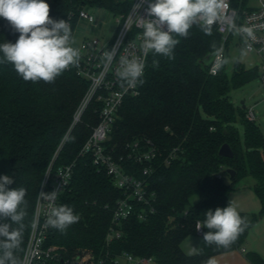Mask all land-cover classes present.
I'll return each mask as SVG.
<instances>
[{"label":"trees","instance_id":"1","mask_svg":"<svg viewBox=\"0 0 264 264\" xmlns=\"http://www.w3.org/2000/svg\"><path fill=\"white\" fill-rule=\"evenodd\" d=\"M242 1V7L246 0ZM50 17L70 23L72 34L79 21V10L87 5L118 10L116 0H46ZM234 7L238 0H232ZM19 33L0 18V44L15 42ZM174 60L150 52L140 93L128 96L113 124L106 148L119 158L128 144L151 140L163 152L149 175L155 193V212L145 220L133 216L122 224V238L108 245L106 238L113 210L122 191L95 163L92 154L82 149L99 122L101 103L93 98L78 122L76 113L87 94L89 81L70 67L54 83L25 82L12 64L0 62V175H11L9 187L27 190L26 212L22 221V243L14 250L20 264L35 214L41 185L49 168L52 173L74 165L71 184L60 195L59 204L74 209L80 219L65 233L47 229V244L64 246L68 254L86 249L98 264H118L115 258L127 251L154 257L155 264H211L213 256L242 249L249 232L264 217V131L247 118V108L232 100L231 92L260 76L258 66L247 68L235 63L232 74L213 75L209 63L223 42L216 26L210 35L193 26L189 35L176 37ZM3 54L0 53V60ZM158 61V66L153 62ZM240 126L243 127L241 133ZM229 144L233 157L221 156L220 148ZM174 149L170 163L165 157ZM124 165L130 172L142 173L144 164L132 160ZM228 169H233L231 176ZM252 177L253 191L260 200L257 213L237 209L230 194L235 185ZM197 196V201L193 198ZM234 206L246 221L244 231L229 247L205 243L196 222L205 212L217 207ZM10 230L20 225L0 218ZM201 236L200 250L186 253L182 247L190 235ZM0 239H3L0 237ZM0 250V255H2ZM251 264H264L257 251H247Z\"/></svg>","mask_w":264,"mask_h":264},{"label":"clouds","instance_id":"2","mask_svg":"<svg viewBox=\"0 0 264 264\" xmlns=\"http://www.w3.org/2000/svg\"><path fill=\"white\" fill-rule=\"evenodd\" d=\"M146 17L139 14L130 17L131 22L143 29L140 50L146 58L151 52L169 60H174V49L179 44L176 37L186 38L193 26H199L210 35L214 26L229 19L228 0H141L135 10L143 7ZM0 18L6 20L15 32L16 41L0 44L3 54L0 62L13 65L15 72L25 82L54 83L57 77L70 67L78 66L80 50L72 44V28L69 22L50 17V5L46 0H0ZM248 36L253 35L251 27L241 29ZM105 64L113 60V52L103 53ZM158 66V61L153 62ZM227 61L214 65L216 70ZM145 63L140 57L121 56L116 74L125 90L143 84ZM15 183L11 175H0V218L10 219L20 225L10 230V224H0V264H19L14 250L22 243V221L26 215L27 190L24 187H9ZM57 191L39 194L47 202L45 227L65 233L76 224L80 217L67 204H56ZM205 220L196 222V230L207 228L205 243L229 247L241 234L246 225L245 219L229 202L228 206L217 207L205 212ZM196 248L193 247V251Z\"/></svg>","mask_w":264,"mask_h":264},{"label":"built area","instance_id":"3","mask_svg":"<svg viewBox=\"0 0 264 264\" xmlns=\"http://www.w3.org/2000/svg\"><path fill=\"white\" fill-rule=\"evenodd\" d=\"M116 1L121 4L119 9L115 11L110 9L116 15L115 34L106 41H102L99 37H87L82 41L83 52L77 69L80 75L88 79L89 89L75 116V122H78L93 98L101 103L99 122L94 127L81 153L92 154L94 163L104 170L111 177L114 185L122 191V196L117 200L113 210L106 238L108 245L122 238L124 221L133 216L145 220L155 212V193L150 190L148 177L155 168L154 162L163 156L160 147L149 139L136 140L133 144H128L126 153L120 155L119 158L115 157L114 153L108 150L104 144L113 124L119 117L120 108L126 97L136 96L140 93V84L127 90L121 87L122 82L116 74L121 56L140 57L145 63V75L150 55L149 53L145 58L140 50V37L143 29L135 26L130 20V17L136 14L146 17L144 9L147 8V2L141 9L135 10V5L141 0ZM257 2V6L254 8L238 10L233 6L232 0H228L230 16L226 22L216 26L222 34L223 42L214 53L209 72L217 75L222 71L223 67L216 70L214 65L217 62L225 61L229 38L234 31H237L244 49L258 55L261 60L260 79L264 88V0H257ZM79 19L96 23V16L86 8L79 10ZM243 27H251L253 35L248 36L241 31ZM105 51L113 52V60L110 64H105L103 58ZM246 115L251 121L257 119L254 107L248 108ZM176 151L177 149L172 150L165 157L166 163L171 162L176 156ZM130 160L144 164L140 175L128 171L124 162ZM73 171V164L62 166L54 173L49 168L39 194L57 191L56 204H58L61 193L71 184ZM39 194L31 231L20 264H98L103 262L99 261L90 250L82 249L68 254L64 246L47 244L48 227H45L47 202L42 201ZM198 233L202 234L203 229H199ZM115 262L118 264H155V258L138 256L124 251L116 256Z\"/></svg>","mask_w":264,"mask_h":264},{"label":"rangeland","instance_id":"4","mask_svg":"<svg viewBox=\"0 0 264 264\" xmlns=\"http://www.w3.org/2000/svg\"><path fill=\"white\" fill-rule=\"evenodd\" d=\"M238 1L239 4L236 6L238 10H241L242 8H254L258 3L257 0H246V5L242 7V1ZM86 9L96 16V23H91L85 19H79L72 34V39L74 40L72 46L79 49L80 53L83 52L81 44L85 38L99 37L102 41H106L115 34L117 29L116 15L109 8L87 5ZM225 61H227V63H225V72L228 75L232 74L237 61H240L247 68L255 66L259 67L261 62L258 55L244 49L237 31H234L229 38ZM231 96L235 103L241 104L242 101H244L247 109L250 107L255 108L257 114L256 123L264 131V88L262 87L260 76H257L245 85L234 89L231 92ZM240 130L242 133V126H240ZM253 182L254 179L252 177L242 179L235 185V189L230 194L231 197H234L235 203H238V209L240 210L239 207H241V211L248 213H257L260 210L261 205L259 197L249 186L250 183L252 184ZM197 199L198 197L195 196L193 202L197 201ZM236 200H238V202H236ZM200 244L201 236L199 234H194L184 239L182 247L186 253L196 254L200 250ZM244 246L247 249H250V251L254 250V247H258L263 252L262 254L258 250L257 252L264 257V219H262L251 230L250 237ZM193 247L196 248L195 251H193ZM241 251L243 252V249ZM243 253L245 255L246 251Z\"/></svg>","mask_w":264,"mask_h":264},{"label":"crops","instance_id":"5","mask_svg":"<svg viewBox=\"0 0 264 264\" xmlns=\"http://www.w3.org/2000/svg\"><path fill=\"white\" fill-rule=\"evenodd\" d=\"M259 57V56H258ZM251 183H250V188H251ZM230 199H231V202L233 203V205L235 206V207H237V204L235 203V199H234V197H231L230 196ZM236 202H238V200H236ZM240 206V205H239ZM240 208V210H241V207H239ZM260 208H261V205H260ZM237 209H238V207H237ZM257 210V209H256ZM262 219H264V217H262ZM261 219V220H262ZM260 220V221H261ZM259 221V222H260ZM258 222V223H259ZM257 223V224H258ZM256 224V225H257ZM254 227H252L251 228V230L253 229ZM251 230H250V232H251ZM250 232H249V235H248V238H247V240H246V242L248 241V239H249V237H250ZM245 245V244H244ZM243 252L244 251H250V249H247L245 246H243ZM242 249H236V250H232V251H229V252H225V253H221V254H217V255H215V256H213V258H212V262H211V264H251L250 262H249V260L246 258V256L244 255V253L241 251ZM254 250L255 251H259L261 254H262V250L261 249H259L258 247H254Z\"/></svg>","mask_w":264,"mask_h":264},{"label":"water","instance_id":"6","mask_svg":"<svg viewBox=\"0 0 264 264\" xmlns=\"http://www.w3.org/2000/svg\"><path fill=\"white\" fill-rule=\"evenodd\" d=\"M211 62H212V60H211ZM211 62L209 63V66L211 65ZM242 105L244 108L246 107L244 101H242ZM219 154L221 156H226V157H233L234 156V152H233L231 146L227 143L222 145V147L220 148ZM228 172L230 173L231 176L235 175V171L233 169H228Z\"/></svg>","mask_w":264,"mask_h":264}]
</instances>
